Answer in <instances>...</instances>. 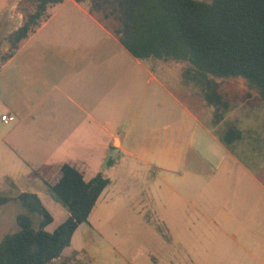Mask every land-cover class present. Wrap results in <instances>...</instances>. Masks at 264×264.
Masks as SVG:
<instances>
[{
    "label": "crops",
    "instance_id": "1",
    "mask_svg": "<svg viewBox=\"0 0 264 264\" xmlns=\"http://www.w3.org/2000/svg\"><path fill=\"white\" fill-rule=\"evenodd\" d=\"M47 10L49 16L41 26L0 64V106L4 114L15 117L0 138L26 171L21 178L28 184L12 181L20 192L53 198L47 183L64 163L77 166L87 180L103 173L111 180L105 190L118 182L107 174L127 175L124 189H130L136 183L152 184L154 169L170 186L166 177L174 179L176 169L191 160L211 165L216 173L230 161L223 177L245 170L259 181L250 169L233 166L237 154L175 87L182 80L171 65L134 56L97 13L76 0H63ZM43 173L46 179L39 175ZM144 203L140 195L131 206L139 211ZM146 215L141 221L147 225ZM223 219L236 223L232 237L256 257L252 264H264V238L254 234L252 240L249 235L238 240L245 232L240 227L244 217ZM263 220L258 215L256 221ZM158 236L163 248L173 244L171 234L168 242L164 234ZM88 247L73 251L85 250L99 264L96 252Z\"/></svg>",
    "mask_w": 264,
    "mask_h": 264
},
{
    "label": "rangeland",
    "instance_id": "2",
    "mask_svg": "<svg viewBox=\"0 0 264 264\" xmlns=\"http://www.w3.org/2000/svg\"><path fill=\"white\" fill-rule=\"evenodd\" d=\"M32 9L33 5L28 0H0V64L11 49L9 34L20 26L25 13ZM167 63L181 80L183 64L177 61ZM167 63L163 65L167 66ZM158 68L166 72L161 65ZM222 81L231 107L225 113V120L218 125L212 123L214 108L206 105L192 90L188 89V92L182 82L175 87H179V92L194 104L204 120L211 122L215 132L222 131L226 121L238 125L243 136L233 145L238 156V163L233 166L250 169L259 181L249 178L245 170L242 175L231 173L223 177L230 161L224 170L223 167L218 169V174L211 165L204 162L194 164L191 159L189 165L176 169L172 176L174 179L166 177L170 186L161 182L164 175L155 169L151 173L152 184L136 183L130 189H124L123 180L127 175L120 172L107 174L117 178V184L103 191L89 220L79 226L63 255L47 264H59L63 260L69 264L78 260L93 261L85 250L73 251L87 244L89 251L96 252L99 264H155L158 259L157 264H252L258 261L237 245L232 237L236 223L224 221L223 217H244L240 227L245 232L237 236L238 240L239 236L247 235L252 240L254 234L260 240L264 238L261 235L264 220L261 223L256 221L258 215L264 219V102L256 90L248 87L244 78L226 77ZM7 115L0 106V136L10 127L3 121ZM18 162L19 159L10 154L0 138V197H10L0 203V240L6 233L19 228L16 216L24 211L16 199L20 190L12 182L19 179L25 184L26 179L21 177L26 171ZM201 169L205 172H200ZM39 175L43 179L48 177L44 173ZM140 195L145 197L147 205L144 203L138 211L136 205L131 206V201ZM42 201L53 214L54 220L47 226L52 231L66 219L68 211L54 198H47L44 194ZM143 214H147V225L141 221ZM39 218L35 215L36 224ZM159 234H164L167 242L170 234L174 236L173 244L163 248ZM256 243L257 239L254 245ZM255 247L258 248L257 245Z\"/></svg>",
    "mask_w": 264,
    "mask_h": 264
},
{
    "label": "trees",
    "instance_id": "3",
    "mask_svg": "<svg viewBox=\"0 0 264 264\" xmlns=\"http://www.w3.org/2000/svg\"><path fill=\"white\" fill-rule=\"evenodd\" d=\"M33 9L8 36L10 58L21 43L49 16L48 7L63 0H28ZM99 14L123 45L141 60L159 59L183 64L182 84L214 108L212 123L220 124L231 107L223 78L242 77L264 102V0H76ZM233 148L243 136L233 121L216 131ZM111 183L103 173L86 179L77 166L64 163L47 183L53 198L68 211L52 231L54 220L36 192H19L24 211L16 216L19 228L0 240V264H47L60 257L72 237L95 208ZM10 197H0V203ZM35 215L39 221L36 224ZM59 264H69L63 260ZM74 264H94L78 260Z\"/></svg>",
    "mask_w": 264,
    "mask_h": 264
},
{
    "label": "built area",
    "instance_id": "4",
    "mask_svg": "<svg viewBox=\"0 0 264 264\" xmlns=\"http://www.w3.org/2000/svg\"><path fill=\"white\" fill-rule=\"evenodd\" d=\"M15 119V117L13 115H7L4 117L3 121L4 123L8 124L10 122H12Z\"/></svg>",
    "mask_w": 264,
    "mask_h": 264
}]
</instances>
